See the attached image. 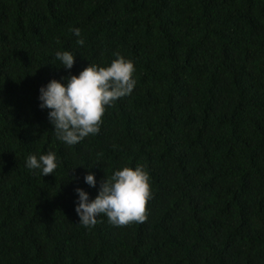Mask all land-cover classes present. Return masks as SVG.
I'll return each mask as SVG.
<instances>
[{
    "label": "trees",
    "instance_id": "trees-1",
    "mask_svg": "<svg viewBox=\"0 0 264 264\" xmlns=\"http://www.w3.org/2000/svg\"><path fill=\"white\" fill-rule=\"evenodd\" d=\"M113 53L133 92L98 135L58 141L38 89ZM48 151L53 175L25 167ZM137 164L145 221L80 225L74 189ZM0 264H264V0H0Z\"/></svg>",
    "mask_w": 264,
    "mask_h": 264
},
{
    "label": "clouds",
    "instance_id": "clouds-1",
    "mask_svg": "<svg viewBox=\"0 0 264 264\" xmlns=\"http://www.w3.org/2000/svg\"><path fill=\"white\" fill-rule=\"evenodd\" d=\"M71 31L77 37L76 44L84 46L81 29L74 27ZM113 56L115 59L107 65L89 63L78 75L51 79L38 89L39 107L49 110L48 121L58 141L74 146L90 135H98L106 109L133 92L137 84L134 61L120 53ZM55 59L60 67L70 70L75 55L70 50H58ZM25 167L43 177L53 175L60 167V160L55 151L29 154ZM84 182L90 187L96 186L91 172L84 176ZM74 191L78 223L86 228L95 226L101 215L116 227L141 223L146 219V206L153 197L150 173L143 164L115 169L101 181L94 199L82 188Z\"/></svg>",
    "mask_w": 264,
    "mask_h": 264
}]
</instances>
